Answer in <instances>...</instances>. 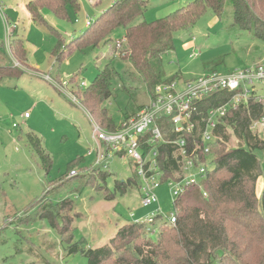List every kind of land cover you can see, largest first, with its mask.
Returning a JSON list of instances; mask_svg holds the SVG:
<instances>
[{
  "label": "rangeland",
  "instance_id": "obj_1",
  "mask_svg": "<svg viewBox=\"0 0 264 264\" xmlns=\"http://www.w3.org/2000/svg\"><path fill=\"white\" fill-rule=\"evenodd\" d=\"M27 1L0 0V72L21 71L19 76L0 77V264H88L81 252H67L59 232L38 215L40 203L71 199L74 210L70 214L74 215V211L79 214L75 213L71 224L72 240L80 241L84 248H94L108 243L117 227L124 223L146 221L156 214L161 219L169 217L173 213V198L167 184L161 183L155 190L156 204L144 206L136 185L128 187L124 194L116 193L114 198L106 199L105 195L113 190L114 179L125 181L132 174L125 157L111 159L113 171L106 182L93 168L82 169V164L70 167L90 145L92 123L79 101L74 102L63 90L73 92L81 83L85 84L81 89L87 87L113 57V48L124 30H115L107 44L83 49L75 45L64 47L60 61H56L52 50L57 39L45 25L30 20L24 7ZM113 1L78 0L79 8L69 6L65 18L56 17L48 8L41 13L68 43L87 27L86 18L94 20ZM147 1L146 9L132 24L163 17L189 0ZM13 37L22 40L25 65L11 54L8 43ZM113 63L117 70L124 68L121 61ZM257 64L264 65V43L234 24L227 0L220 16L207 10L191 27L176 31L174 47L162 55L165 74L178 72L180 81ZM46 75L57 86L44 80ZM73 76V82L69 83ZM256 90L264 96V84L256 86ZM138 93L137 99H129L115 81L113 96L102 105L112 120L119 123L126 106L149 102L143 87H138ZM24 113L28 116L24 117ZM227 133L230 146L244 145L229 130ZM31 135L42 140L51 157L48 172L28 140ZM259 138L264 139L263 133ZM254 153L260 162L259 197L264 185V150ZM75 168L81 169L80 174L67 177L69 170ZM155 221L159 224L158 219ZM156 235L155 231L151 237L154 239Z\"/></svg>",
  "mask_w": 264,
  "mask_h": 264
},
{
  "label": "trees",
  "instance_id": "obj_2",
  "mask_svg": "<svg viewBox=\"0 0 264 264\" xmlns=\"http://www.w3.org/2000/svg\"><path fill=\"white\" fill-rule=\"evenodd\" d=\"M227 1L233 10L234 24L264 43V0ZM147 3V0H114L68 43L45 21L41 12L48 8L56 17L65 18L69 6L74 10L79 8L78 0H28L25 4L30 20L45 25L56 37L57 43L52 50L56 61H60L64 47L75 45L83 49L107 44L112 39L111 34L123 28V36L118 40L123 42L121 48L116 50L114 46L113 57L87 87L73 90L91 119L109 131L119 129L144 106L141 103L135 107L127 104L122 120L115 123L102 105L113 96L114 82L117 81L129 99L135 100L139 97V86L150 98L155 97L157 85L181 79L178 72L166 75L162 67L163 53L174 47V33L191 27L207 10L220 16L226 0H189L163 17L132 24L144 12ZM8 47L14 58L25 65L26 50L22 40L13 37ZM116 60L121 61L124 68L117 70L113 63ZM18 71L21 72L4 70L0 77L19 76ZM73 80L74 76L69 83ZM228 97L227 91H219L199 102L195 116L199 125L208 109ZM263 106V102L251 99L227 112L224 125H218L215 130L220 139L211 147V152L206 156L200 152L194 157L198 160L194 161L196 164H212L201 188L191 186L173 200L174 225L157 214L151 222L124 223L117 227L108 243L84 248L80 241L72 240L71 224L79 214L76 211L75 216L70 214L74 210L71 199L40 203L37 213L59 232L67 252H81L88 264H264V185L258 197L257 183L261 173L260 162L254 153L255 150H264V139L249 130L252 119L263 114ZM157 124L165 139L170 141L158 145L156 160L162 171L161 180H178L182 175L181 156L172 141L182 136L189 147L191 137L175 132L169 116L159 118ZM228 127L238 141L244 143L243 146L229 145V134L225 131ZM28 140L48 172L52 160L42 140L32 135ZM85 161L86 158L80 156L72 161L70 167ZM93 171H97L105 182L112 175L111 168L105 171L95 167ZM137 181L133 172L125 181L114 179L113 190L105 198L110 200L116 193L124 194L128 187L138 186ZM157 219L159 224L155 221ZM155 231L157 235L153 239L151 234Z\"/></svg>",
  "mask_w": 264,
  "mask_h": 264
},
{
  "label": "built area",
  "instance_id": "obj_3",
  "mask_svg": "<svg viewBox=\"0 0 264 264\" xmlns=\"http://www.w3.org/2000/svg\"><path fill=\"white\" fill-rule=\"evenodd\" d=\"M90 22V19L86 18V25ZM122 44V41H117L116 50H119ZM44 79L54 82L57 86L50 75L44 76ZM260 84H264L263 64L227 73H203L190 80L180 81L179 79L162 83L155 87V97H150L149 102L135 117L130 118L119 129L113 131L99 127L88 114L92 123L91 143L85 150L86 161L82 164V169L97 167L108 171L113 157H125L138 180L141 203L144 206L158 203L155 190L161 183L167 184L173 200L191 186L201 188L211 164H206V162L196 164L194 161L198 160H194V157H197L200 152L205 156L211 152V147L217 139H220L215 130L218 125H224L223 119L227 112L247 104L251 99L264 103V96L258 93V89L256 90V86ZM84 86L85 84L81 83L79 88ZM219 91H227L229 97L217 106L208 109L199 125L195 118L198 103ZM63 92L74 102L79 101L72 91L63 90ZM23 116L27 117L28 113H24ZM166 116L171 118L175 132L191 137V145L188 147L186 139L182 136L172 141L181 156L182 175L178 180L168 179L162 182V171L156 160L158 145L170 141L163 136L157 120ZM227 130L233 133L231 128H226V133ZM249 130L258 136L261 133L264 135V111L261 116L252 119ZM80 168L70 170L67 177L78 176L81 172ZM203 196L206 197V193H203ZM154 217L155 215L146 221H152ZM165 219L171 225H174L176 221L173 213Z\"/></svg>",
  "mask_w": 264,
  "mask_h": 264
},
{
  "label": "crops",
  "instance_id": "obj_4",
  "mask_svg": "<svg viewBox=\"0 0 264 264\" xmlns=\"http://www.w3.org/2000/svg\"><path fill=\"white\" fill-rule=\"evenodd\" d=\"M26 4V3H25ZM25 4H24V7H25ZM26 10V9H25ZM27 12V11H26ZM27 15H28V13H27ZM29 16V15H28ZM18 38V37H17ZM43 79H44V77H43ZM44 80H46V79H44ZM47 81V80H46ZM48 82V81H47ZM85 155V154H84ZM113 169V168H112ZM111 169V170H112ZM113 171V170H112Z\"/></svg>",
  "mask_w": 264,
  "mask_h": 264
}]
</instances>
